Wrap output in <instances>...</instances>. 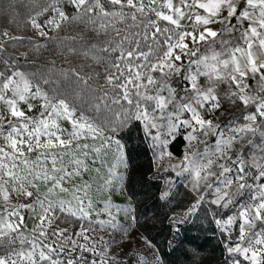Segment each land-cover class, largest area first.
Listing matches in <instances>:
<instances>
[{"label":"snow or ice","instance_id":"snow-or-ice-1","mask_svg":"<svg viewBox=\"0 0 264 264\" xmlns=\"http://www.w3.org/2000/svg\"><path fill=\"white\" fill-rule=\"evenodd\" d=\"M38 9L29 23L40 37L54 39L49 33L70 19L97 34L111 33L103 47L83 52L105 64V83L91 89V76L70 70L77 83L100 93L86 110L61 98L56 88L50 95L47 86L57 82L28 70L27 54L24 64L0 57V264H110L114 257L104 236H96L97 226L121 230L112 209H129L96 201L90 193L122 180L116 169L123 145L115 135L131 121L143 124L160 149L158 159L171 156L163 149L178 134L189 145H205L173 167L177 176L187 174L193 191L203 188L191 210L206 195L212 205L230 209L215 220L227 236L229 264H264V59L254 51H264V0H179L178 6L173 0H43ZM216 24L223 27L218 31ZM224 34L234 40L219 38ZM61 75L70 78L69 72ZM222 85L233 102L251 109L242 110V122L221 127L205 119L220 107L216 89ZM102 110L114 120L97 123L86 114ZM89 139L99 144L80 143ZM97 164L92 183L64 187ZM39 184L48 185L47 191L41 193ZM13 193L30 202L12 204ZM37 207L38 222L28 229L21 210ZM61 215L80 222L79 230L50 231Z\"/></svg>","mask_w":264,"mask_h":264},{"label":"rangeland","instance_id":"rangeland-1","mask_svg":"<svg viewBox=\"0 0 264 264\" xmlns=\"http://www.w3.org/2000/svg\"><path fill=\"white\" fill-rule=\"evenodd\" d=\"M42 2L43 0H0V43L4 45V50L3 52H0V57L4 59H15L21 64H24L25 62V56L23 54H27V59H30L31 57L41 59L42 62L35 63L33 66L28 65V70L34 71L38 75H47L57 82L56 84L47 86L49 94L52 95L53 93L51 92V89L56 88L61 94V98H66L70 104L82 106L87 110L89 104L93 103L94 98L100 95V93L90 91L83 83H77L75 78L71 77L70 70L74 69L85 78L91 76L92 78L88 80V86H90L91 89H98L100 86L104 85L105 64L103 62L98 63L91 55H83V52L91 48L93 45L98 48L103 47L104 42L111 38V33L107 35L103 32L97 34L91 30L90 26L70 19L62 26L58 33H49V36L51 37H55V34L57 33L56 37L58 38L48 39L40 37L38 32L31 27L29 17L34 15L35 11L39 10L38 4ZM164 2L165 0H157V4H163ZM75 14V11L71 12V15ZM5 31L8 33L7 37L3 35ZM61 31L64 34L68 33V38H73L72 44L62 39L59 35ZM14 36L20 37V39H9V37ZM38 38H42V40ZM224 40H234V38L225 34ZM37 44L41 45L38 50L35 47ZM55 57H58L57 59L59 60H56ZM55 63H57L55 69H49L50 66H52L51 64ZM62 71L69 72L70 78L64 79L61 75ZM97 74H99V76H97ZM173 82L174 85L177 82L175 77L173 78ZM218 88L224 106L220 110L205 114V119H211L213 124H219L221 127H224L230 122H242L240 120L242 110L250 111L251 109L241 107V105H232L234 98L230 97L228 94L227 87L222 85L218 86ZM32 103L38 104L40 102L32 101ZM206 107H209V105H206ZM0 114H3L2 106H0ZM28 114L35 115V110ZM86 114L93 118L97 123L114 120L113 114L106 110L100 112H86ZM62 123L64 127L70 129V125L66 121ZM141 125L143 128L142 123ZM106 131L105 135H108ZM180 132L183 133L184 130L181 129ZM146 138L152 150L155 169L154 174L161 180L162 184L160 196L162 198L165 192L169 193L167 197L162 199L169 202V209L173 212L169 218V223L172 227L170 239L171 245L179 239L180 232L184 225L194 223L202 226L205 230L209 228L210 224H213L217 234L223 241L226 259L229 264L230 257L226 248V244H228L227 236L221 232L220 227L217 226L215 220L226 218L231 210L212 205L210 203L212 197L208 195L205 196L203 201L199 202V206L196 207L194 211L191 210L193 205L197 204L200 192H203V188H201L200 192L193 191L187 174L177 176L176 171H173V167L183 160L186 153L203 151L205 145L197 142H192V144L189 145L188 141L183 138V135L178 134L177 137L174 140H171L169 145L163 149L164 152L171 153V156L165 155L162 159H158L160 149L154 148L151 139L147 136ZM179 138H183L182 154L180 156L174 154L172 149L173 145ZM201 139L203 138L201 137ZM80 143H95L98 145L99 141H92L89 139L81 140ZM122 155L123 162L120 163L116 169L118 174L122 177V180L115 184L113 188H105L103 191H97L96 187H93L90 195L96 201L111 200L113 205L119 206L120 209H129V211L127 213L123 211L117 213L114 207L112 212L113 215L116 216L117 222L121 226V230H101L97 226L96 236L99 237L103 235L104 239L107 241L108 255L114 257V259L110 261V264H164L163 258L158 252V249L138 228L135 204L126 191L128 164L126 163L123 148ZM113 163H115L114 160ZM97 167L98 164L91 165L86 172L79 177H74L72 181L66 183L64 187L71 188L73 185L84 181L92 183L96 179ZM105 168H107V165ZM178 170L179 169H177V171ZM47 187L48 185L39 184L40 192H46ZM33 191L35 195V190ZM29 202L30 199L23 195L12 194V204H24ZM0 206L3 207V204L0 203ZM99 206L100 205H98V207ZM38 215L39 208L37 207V222ZM79 227L80 222L72 217L61 215L60 218L51 225L50 231L65 229L66 234H73L79 230ZM236 235H238V232L234 230L233 241L235 240ZM193 255L194 260L196 261L199 256L196 255L195 252ZM244 264H247V262H244Z\"/></svg>","mask_w":264,"mask_h":264},{"label":"trees","instance_id":"trees-1","mask_svg":"<svg viewBox=\"0 0 264 264\" xmlns=\"http://www.w3.org/2000/svg\"><path fill=\"white\" fill-rule=\"evenodd\" d=\"M56 34L55 39L58 38ZM67 34L61 31L59 35L72 44L73 38H68ZM27 61L29 66L42 62L32 57ZM56 64H51L49 69H55ZM106 132L111 134L108 130ZM115 137L123 145L128 164L126 191L135 204L138 228L158 249L164 264H228L223 241L213 224L205 230L198 224H186L182 227L179 239L171 245L172 227L169 218L173 212L169 209V202L160 196L161 180L154 174L152 150L141 123L128 122L118 129ZM182 146L183 138L177 139L172 147L174 154L180 156ZM194 252L199 256L196 261Z\"/></svg>","mask_w":264,"mask_h":264},{"label":"crops","instance_id":"crops-1","mask_svg":"<svg viewBox=\"0 0 264 264\" xmlns=\"http://www.w3.org/2000/svg\"><path fill=\"white\" fill-rule=\"evenodd\" d=\"M173 2L175 4H177V6L179 5V0H173ZM182 23L185 25L186 28H188L189 30H191V25L189 24V22L187 21V19H185L184 21H182ZM213 27L216 30L219 31L223 26L220 25V24H216ZM219 38L224 39L225 38V34L222 37H219ZM254 51L257 53V55L259 56V58L264 59V51H261L259 49H254ZM249 84H250V87H253L254 84H255V82L254 81H249ZM216 91H217V95L219 96V99H220V107L218 109H216V110H220L224 105H223V103L221 101V97L219 95V88L218 87H217ZM251 94H255V93H251ZM232 105H241V107H245L242 104V102H239V101L233 102ZM1 207L2 206H0V210L3 209V207L2 208ZM21 214L24 215V217H25V223H26L28 229H31L37 223V220H36V209L35 210L22 209L21 210Z\"/></svg>","mask_w":264,"mask_h":264}]
</instances>
